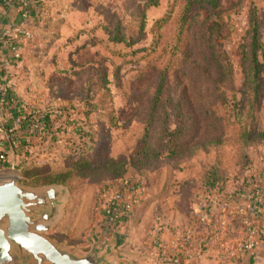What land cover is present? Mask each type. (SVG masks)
I'll return each instance as SVG.
<instances>
[{
  "label": "rangeland",
  "instance_id": "1",
  "mask_svg": "<svg viewBox=\"0 0 264 264\" xmlns=\"http://www.w3.org/2000/svg\"><path fill=\"white\" fill-rule=\"evenodd\" d=\"M37 1L36 24L0 61V85L26 117L49 110L59 118L47 131L36 123L16 137L21 152L10 146L0 178L23 184L25 167L38 177L74 174L47 236L84 254L96 234L103 246L112 242L99 197L117 178L104 163L119 158L144 197L116 235L117 257L153 264L183 256L180 245L206 235L210 209L251 194L264 177V0ZM188 3L196 4L186 14ZM255 34L262 89L253 105L243 57ZM147 131L154 159L140 163ZM75 156L83 160L77 171ZM236 207L220 224L236 223L239 238Z\"/></svg>",
  "mask_w": 264,
  "mask_h": 264
},
{
  "label": "water",
  "instance_id": "2",
  "mask_svg": "<svg viewBox=\"0 0 264 264\" xmlns=\"http://www.w3.org/2000/svg\"><path fill=\"white\" fill-rule=\"evenodd\" d=\"M68 199L62 185L32 188L17 178H0V264H135L115 254L116 235L109 246L94 235L84 254L49 238Z\"/></svg>",
  "mask_w": 264,
  "mask_h": 264
},
{
  "label": "crops",
  "instance_id": "3",
  "mask_svg": "<svg viewBox=\"0 0 264 264\" xmlns=\"http://www.w3.org/2000/svg\"><path fill=\"white\" fill-rule=\"evenodd\" d=\"M22 1H8V5H0V61L3 63L5 62L4 58L12 57L14 55L13 51L17 50L18 43L28 36L27 29L31 24V19L23 14ZM38 2L37 0H29L28 3L37 11L39 5L41 6ZM1 82L2 73L0 69V84ZM13 109V107L0 103V159H6L9 153L8 149H10V143L4 129L6 126L13 127L17 131L18 138H20V134H27L20 129L21 119H15ZM16 146H18V143ZM258 183L254 187H259L264 193V177ZM244 203L237 198L234 204L223 205L220 209L217 207L215 210L210 209L211 214L216 211V216L215 218L207 217L208 229L204 231L206 232L205 236H201L199 239L195 237L191 239L190 248L183 251V264H264V204L255 212L256 224L259 227V245L254 257L235 252L237 243L243 238V231L240 232L239 238H235V231L231 235L230 227L224 229V226L220 224L227 215L228 218H231L237 205ZM174 250L176 253L178 252L176 247H174ZM161 257L162 255L153 264H162Z\"/></svg>",
  "mask_w": 264,
  "mask_h": 264
},
{
  "label": "trees",
  "instance_id": "4",
  "mask_svg": "<svg viewBox=\"0 0 264 264\" xmlns=\"http://www.w3.org/2000/svg\"><path fill=\"white\" fill-rule=\"evenodd\" d=\"M7 1L12 2L14 0H7ZM212 1L216 2V0H212ZM28 2H29V0H23L21 3L24 7V11H23L24 13L23 14L26 17L31 19L30 25H32V24L35 25L36 19L39 17V11L42 10V7L39 5V7L37 8L38 10L36 11ZM152 4H155V3H152ZM194 4H196V3H188L187 4V7H186L187 9L185 11L186 14H188V12L191 10L190 8H192L194 6ZM209 4H211L212 6L217 5V3H209ZM185 25H186V23H183V26H185ZM253 26H256V24ZM255 30H257V29H255ZM256 33H257V31H256ZM248 47L251 50L249 53H245L246 55H244V57H243L245 87H247L248 93L250 94V97L252 98V101H253L252 103H253V105H255V103H258L260 98H261V89H262V83H261V79H260V70H259V65H258V60H257L258 51H259L260 46H259V40H258L256 34L253 36L252 42L249 44ZM1 83H4V82H1ZM5 87H6V89L0 91V103H2L4 105L8 101H7L6 97H4L2 95L3 92L7 93L8 95H12L13 97H15V95L10 91V88L7 87L6 85H5ZM25 111L26 110L23 108L22 105H20V103L16 100V97H15V106L13 109V116L16 117L15 119H21L20 124H19L21 126L20 129L25 131L26 133H28L29 128L31 129L32 125H34L36 123L40 124L41 127L43 126L42 130L47 131V127H48V129H50L52 127V125H53L52 121L59 118V117H57V112L45 110L43 114L41 112L37 113L40 116H42V119H40V121H35V123H33L32 117L37 118L36 117L37 114H35V116L30 115V117H26V114H23V112H25ZM58 112H60L59 114L63 115V112L61 110H59ZM4 129H5V133L7 135L8 142L10 143L11 149L12 150L15 149L16 152H21V150H18V151L16 150V148H17L16 145L18 143L16 141V137H18L16 134L17 131H15L13 127H9V126L8 127L6 126ZM147 136H148V131L145 134V137L139 141L140 142L139 144L141 147L137 151L135 159L137 161H140V160L142 161V159H143V161L148 163V162H150V160L154 159V154H153V156L151 155V153H153V151H152V147L148 143L149 139ZM19 155H20V153L16 154L17 157ZM0 157H1V155H0ZM81 157L75 156L73 158V160H74L73 170L74 171L78 170V168L80 166V162L83 161ZM120 160L121 159H119V158L111 159V160L104 163L105 164V168H104L105 171L110 172L112 175L117 176V178L114 179L113 182L102 187L101 190L103 188H107L111 185H114V184L118 183L119 181L124 180L126 178V176H124V175L127 172V170L125 172V171H123L124 168L121 169L119 167V164L121 163ZM141 161H140V163H144ZM5 166H8V163H6L5 161H2L0 159V168L5 167ZM21 169L22 168H20L19 170H21ZM29 170L30 169H28V167H25L24 169H22V172H23V176H24L23 184L30 185V186L31 185L32 186L68 185V184H70L71 179L75 176L74 174L67 175L65 173H63V174L57 173V174H50V175H47L44 177H38V175L35 174L36 173L35 170H32V171H29ZM134 179L139 180L138 178H135V177H134ZM139 181L141 182V180H139ZM257 189L259 190L260 188L254 187V190L252 193H255V191H257ZM260 190L262 191V189H260ZM249 192L250 191H247V193H249ZM241 196H239L238 198L242 200ZM235 219L241 220L243 222V218L239 213H236L234 215L233 220H235ZM233 224H235V225H233V228H230V232L239 231L240 228H239V230H236L237 224L236 223H233ZM242 229L244 230V223L242 224Z\"/></svg>",
  "mask_w": 264,
  "mask_h": 264
},
{
  "label": "built area",
  "instance_id": "5",
  "mask_svg": "<svg viewBox=\"0 0 264 264\" xmlns=\"http://www.w3.org/2000/svg\"><path fill=\"white\" fill-rule=\"evenodd\" d=\"M8 5L7 0H0V5ZM6 89L4 85H0V91ZM6 97V105L15 106V97L3 92ZM144 197L143 184L136 179L125 178L118 183L104 188L99 197V206L104 215V239L110 243L111 238L118 234L123 224L127 222L133 215L138 204ZM244 205L237 212L242 216L244 223L243 238L236 245L235 252L237 254H248L255 256V252L259 245V227L256 224L255 212L264 204V193L261 190L242 197ZM191 241H186L184 245H180L183 249L190 248ZM162 264H183V256L174 255L172 257H161Z\"/></svg>",
  "mask_w": 264,
  "mask_h": 264
}]
</instances>
